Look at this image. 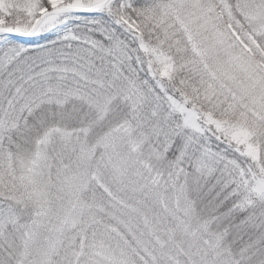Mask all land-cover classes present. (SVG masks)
Instances as JSON below:
<instances>
[{"label": "snow or ice", "instance_id": "1", "mask_svg": "<svg viewBox=\"0 0 264 264\" xmlns=\"http://www.w3.org/2000/svg\"><path fill=\"white\" fill-rule=\"evenodd\" d=\"M0 264H264V0H0Z\"/></svg>", "mask_w": 264, "mask_h": 264}]
</instances>
